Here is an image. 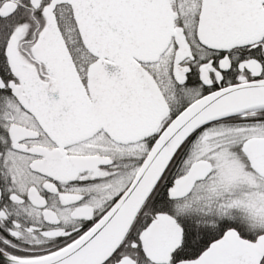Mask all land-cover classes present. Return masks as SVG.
I'll return each instance as SVG.
<instances>
[{
    "label": "flooded vegetation",
    "instance_id": "obj_1",
    "mask_svg": "<svg viewBox=\"0 0 264 264\" xmlns=\"http://www.w3.org/2000/svg\"><path fill=\"white\" fill-rule=\"evenodd\" d=\"M203 1L141 0L142 9L154 15L153 36L159 33L155 27L164 24L163 20L159 21V15L165 10L171 12L174 29H179L157 61L138 62L152 76L168 105L169 111L161 126L149 134L148 124L141 128L128 124L122 127L126 134L121 140L100 129L89 138L70 142L62 123L69 115L68 101L38 99L36 92L32 102L41 105L39 113L50 116L49 124H44L14 95L11 85L22 89L26 85L12 72L6 56L12 35L21 28L18 56L23 65L33 70L29 78L37 79L46 92H57V78L32 54V47L46 24L44 9L52 0H0V253L17 259H36L66 248L126 191L166 121L170 122L208 93L264 78V37L259 42L229 50L212 49L199 41ZM54 13L60 29L68 26L71 18L76 27L69 5H57ZM78 37L82 43L79 34ZM181 42L187 46L188 56L176 62ZM72 57L86 86L88 68L97 58L86 51ZM88 102L94 104L91 100ZM121 102L100 104L127 106L125 112L130 114L127 120L149 122L148 108L145 112L139 102ZM93 110L79 103L77 117L84 118L85 112ZM102 111L114 112L116 108ZM112 118L116 121V117ZM260 126L264 127L259 121L244 119L232 127L234 131L222 132L213 138L209 144L214 155L193 160L210 161L212 173L197 181L185 197L170 199L169 189L193 162L185 160L203 145L200 138L203 132L192 138L183 155L170 165L162 178L165 188L157 196L162 197L164 207L146 205L120 247L103 264H183L197 260L229 235L250 243L264 237V214L255 205L260 195H264V177L252 167L243 150L247 140L264 137L256 131L262 129ZM219 153L228 157L230 163H237L236 168L242 172L240 179L228 181L225 176L214 179ZM158 214L172 217L181 229V244L169 259L161 255L164 262H154L147 253L148 244L166 240L158 235H145ZM255 263L252 259L248 262ZM259 263L264 264V255Z\"/></svg>",
    "mask_w": 264,
    "mask_h": 264
},
{
    "label": "water",
    "instance_id": "obj_2",
    "mask_svg": "<svg viewBox=\"0 0 264 264\" xmlns=\"http://www.w3.org/2000/svg\"><path fill=\"white\" fill-rule=\"evenodd\" d=\"M60 4L71 7L84 48L97 58L88 68L86 86L79 78L57 23L54 11ZM160 15L159 21L163 20L164 24L155 27L159 33L153 36L154 15L150 10L142 9L141 0H52L44 9L46 24L32 47V54L46 65L50 75L57 78V92L48 93L37 79L29 78L33 70L23 65L18 56L17 47L22 35V29L18 28L8 43L6 56L12 72L26 86L22 89L11 85L14 95L44 124H49L50 116L39 113L41 105L32 102L36 92L38 99L68 101L69 115L62 123L70 142L89 138L100 129L121 140L126 134L122 127L128 124L139 128L148 124L149 134H152L161 126L169 109L154 79L138 62L157 61L168 47L171 36L179 30L173 27L170 11L165 10ZM263 37L264 0L203 1L198 39L205 46L229 50L259 42ZM179 45L181 49L177 52L176 62L188 56L187 46L183 42ZM32 84L37 85L36 89ZM90 100L94 104H90ZM126 100L139 102L145 112L148 108L146 119L149 122L127 120L130 115L125 112L127 106L100 104ZM79 103L94 110L85 112L84 118H78ZM104 108H116V111L105 112L102 111ZM260 109H264V78L229 85L198 98L167 124L126 191L79 239L58 252L36 259H17L0 253V264H103L120 247L170 163L195 132L211 123ZM112 117H116V121ZM243 150L252 167L264 177V138L247 140ZM212 171L213 165L208 160L193 162L187 173L177 178L169 189L170 199L185 197L197 181L206 179ZM180 231L172 217L158 214L145 235H158L166 240L148 244V257L154 262H164L163 256L169 259L172 251L181 244ZM262 255L264 237L250 243L229 235L197 260L183 264H248L251 259L260 264Z\"/></svg>",
    "mask_w": 264,
    "mask_h": 264
},
{
    "label": "rangeland",
    "instance_id": "obj_3",
    "mask_svg": "<svg viewBox=\"0 0 264 264\" xmlns=\"http://www.w3.org/2000/svg\"><path fill=\"white\" fill-rule=\"evenodd\" d=\"M232 127H234V125L232 124L231 126H226V125L215 126L203 131V135L200 137L203 138L204 142L201 143L203 145L200 146V149H198L196 152L194 151L191 154L189 153L190 155L187 158L188 160L186 159L185 161L191 162L199 158H211V156L214 155V150H212V147L210 146L209 143H211L212 139L222 132L234 131L235 129ZM260 127L263 128V126ZM256 131L257 133H260V135H264V130L258 129ZM216 157H217V164H216L217 167H216V174L213 176L214 179L215 178L218 179L219 177L222 179L224 178V176L226 177L225 179L228 181L240 179L242 172L239 173L238 168H236L237 163L232 164V161L230 163L228 157L224 156L221 153L216 154ZM226 162H229L230 164H227ZM255 205L259 208L258 209L259 212L264 214V195H260V198L255 201ZM262 220H264V218H262Z\"/></svg>",
    "mask_w": 264,
    "mask_h": 264
},
{
    "label": "trees",
    "instance_id": "obj_4",
    "mask_svg": "<svg viewBox=\"0 0 264 264\" xmlns=\"http://www.w3.org/2000/svg\"><path fill=\"white\" fill-rule=\"evenodd\" d=\"M66 25H67V23H66ZM61 30H62V33H63L65 39L67 40V44H68V47L70 49V52L73 55L77 52H85V49L83 48V45L79 40L78 33H77V30H76V27L74 25L72 18H71V20H69L68 26H63L61 28ZM244 119L251 120V121H259V122H261L262 125H264V109L255 111V113L253 115L252 114L251 115H239L237 117H233V118L226 119L223 121L211 123V124L201 128L187 141V143L185 144L183 149H181L179 151V153L177 154V156L175 157L173 163L176 161V159L178 160L183 155V151L186 147H188L190 140L192 138H194L198 133L205 131L211 127H215V126H221V125H226V124L236 125L237 123H239L241 120H244ZM262 130H264V127L262 128ZM162 183H163V181L161 180L146 205L149 204V205H154L155 207H164V204L162 203V200H163L162 197L159 199V196H157L158 193L161 191V189L165 188ZM164 200H166V199H164ZM146 205H145V207H146Z\"/></svg>",
    "mask_w": 264,
    "mask_h": 264
}]
</instances>
